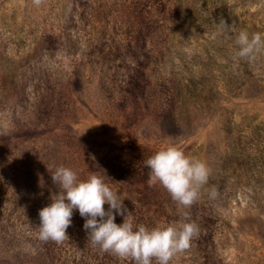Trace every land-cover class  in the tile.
Instances as JSON below:
<instances>
[{"label": "rangeland", "instance_id": "rangeland-1", "mask_svg": "<svg viewBox=\"0 0 264 264\" xmlns=\"http://www.w3.org/2000/svg\"><path fill=\"white\" fill-rule=\"evenodd\" d=\"M165 1L0 0L3 189L18 172L24 226L58 191L48 168L105 172L128 211L161 215L154 226L185 211L199 225L170 264H264V51L235 55L241 30L264 33V0ZM168 145L211 169L190 209L148 183L145 161Z\"/></svg>", "mask_w": 264, "mask_h": 264}, {"label": "clouds", "instance_id": "clouds-1", "mask_svg": "<svg viewBox=\"0 0 264 264\" xmlns=\"http://www.w3.org/2000/svg\"><path fill=\"white\" fill-rule=\"evenodd\" d=\"M32 2L40 6L44 0ZM235 44L238 59L254 62L264 51V33L250 35L241 30ZM145 167L150 170L149 185L165 188L182 209H190L200 199L211 175L204 160L186 154L178 145L161 148L145 161ZM48 169L58 192L51 196L50 204L39 210L38 239L42 242L60 243L69 238L67 229L72 224L74 210L84 218L83 228L93 246L121 259L130 258L133 264H153V261L170 264L199 235V225L186 211L176 222L154 227L137 224L118 190L106 181L105 172H92L86 178H80L77 171L64 165ZM218 195L214 187L208 191L210 199H216ZM116 215L123 217L122 223H116Z\"/></svg>", "mask_w": 264, "mask_h": 264}, {"label": "trees", "instance_id": "trees-1", "mask_svg": "<svg viewBox=\"0 0 264 264\" xmlns=\"http://www.w3.org/2000/svg\"><path fill=\"white\" fill-rule=\"evenodd\" d=\"M168 1L184 2V0H166L165 3ZM35 133H37L36 130L29 129L25 135L31 136L32 139ZM24 160H28V156ZM23 168L31 178L32 171L29 170L27 173V166L22 164L21 169ZM17 174L18 172H15L16 176L14 175V179L11 181V187L7 188L8 191H4V182H2L4 179L0 177V258L19 264L26 262H31V264H121L122 260L126 262L125 264H133L130 258L121 259L110 252L101 251L97 246H93L91 251L87 249V242L92 243L83 228L85 220L80 216L78 210H74L72 224L67 229L69 238L60 243L42 242L38 239L41 207L37 204L41 200H33L26 225H18L16 220H19L20 216L15 215L17 211L15 206L19 201V189L11 191L17 178H20ZM56 192L58 191H55L54 194ZM28 201L30 202V200ZM6 203L7 205H5ZM104 207L105 210L108 209L107 204ZM131 214L137 224H144L148 227H154L161 217L151 209L148 212L136 210Z\"/></svg>", "mask_w": 264, "mask_h": 264}]
</instances>
